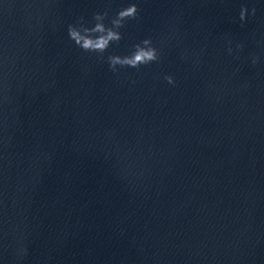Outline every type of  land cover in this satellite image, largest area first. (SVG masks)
I'll use <instances>...</instances> for the list:
<instances>
[{
    "label": "water",
    "instance_id": "1",
    "mask_svg": "<svg viewBox=\"0 0 264 264\" xmlns=\"http://www.w3.org/2000/svg\"><path fill=\"white\" fill-rule=\"evenodd\" d=\"M131 3L103 59L69 39ZM0 175L111 264H264V0H0Z\"/></svg>",
    "mask_w": 264,
    "mask_h": 264
},
{
    "label": "clouds",
    "instance_id": "2",
    "mask_svg": "<svg viewBox=\"0 0 264 264\" xmlns=\"http://www.w3.org/2000/svg\"><path fill=\"white\" fill-rule=\"evenodd\" d=\"M139 9L135 3L129 4L127 7L121 8L114 16L109 17L108 10L96 12L92 16V23L85 21L80 17L75 23L68 25V37L82 51L88 53H96L100 58H104V53L114 45L119 44L123 39L121 29L129 20H136L139 16ZM248 8L242 7L239 13L241 23L246 20ZM251 13L254 16L256 9L253 7ZM107 21V22H106ZM231 43V42H229ZM242 48V44L237 45ZM231 54V47L228 48ZM107 63L109 69L113 73H118L122 68H133L139 70L141 66L151 63H158L161 59V52L158 47L153 44L151 38H146L132 46L131 51L126 55H108ZM257 61L254 58L252 63ZM164 80L174 85L175 80L171 75H165Z\"/></svg>",
    "mask_w": 264,
    "mask_h": 264
}]
</instances>
